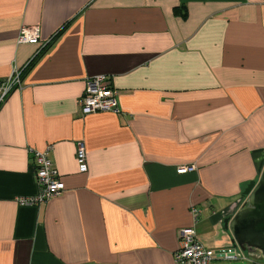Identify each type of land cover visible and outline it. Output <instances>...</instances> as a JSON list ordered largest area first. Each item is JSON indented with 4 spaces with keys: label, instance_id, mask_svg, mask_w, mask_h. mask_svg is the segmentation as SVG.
<instances>
[{
    "label": "crops",
    "instance_id": "0c3cea01",
    "mask_svg": "<svg viewBox=\"0 0 264 264\" xmlns=\"http://www.w3.org/2000/svg\"><path fill=\"white\" fill-rule=\"evenodd\" d=\"M37 55L0 104V264H174L192 208L200 243L231 248L264 168V0H0V83ZM97 75L118 112L83 116ZM47 147L64 191L21 205ZM236 254L211 264L260 258Z\"/></svg>",
    "mask_w": 264,
    "mask_h": 264
},
{
    "label": "built area",
    "instance_id": "2783aa9c",
    "mask_svg": "<svg viewBox=\"0 0 264 264\" xmlns=\"http://www.w3.org/2000/svg\"><path fill=\"white\" fill-rule=\"evenodd\" d=\"M39 29L36 26L23 27L20 30L17 42L37 43L39 40ZM21 71H16L6 82L0 83V104L14 88H20ZM80 114L83 116L96 113H117L118 101L116 92L110 86V79L105 75H97L86 79L85 90L78 101ZM50 147L44 151H34L33 163L35 166V177L39 185V193L35 197L19 199L21 205H39L57 197L64 191L62 182L58 179L56 170L49 159ZM76 161L80 173L87 172L86 152L83 143L76 145ZM195 170V166L179 167L178 173H188ZM192 226L179 231L178 249L174 255V264H211L214 260V251L205 248L197 239L194 225L200 216V211L192 208ZM258 257L260 253L253 251ZM239 255L227 257L237 259Z\"/></svg>",
    "mask_w": 264,
    "mask_h": 264
},
{
    "label": "water",
    "instance_id": "95a60500",
    "mask_svg": "<svg viewBox=\"0 0 264 264\" xmlns=\"http://www.w3.org/2000/svg\"><path fill=\"white\" fill-rule=\"evenodd\" d=\"M243 197L246 206L231 219L224 220V229L231 235V248L216 250V258L235 256L239 250L257 251L264 259V168L257 181L248 183Z\"/></svg>",
    "mask_w": 264,
    "mask_h": 264
},
{
    "label": "trees",
    "instance_id": "16d2710c",
    "mask_svg": "<svg viewBox=\"0 0 264 264\" xmlns=\"http://www.w3.org/2000/svg\"><path fill=\"white\" fill-rule=\"evenodd\" d=\"M67 25L68 24H66L65 26H63L52 38H51V40L45 45V47L43 48V49H41V51L40 52H43L44 50H46V48L50 45V44H52V42L58 37V36H60L61 34H62V32L65 30V28L67 27ZM37 57H38V55L35 57V58H33L31 61H29V63L22 69V71H21V75L22 74H24V73H26L31 67H32V65L36 62V60H37Z\"/></svg>",
    "mask_w": 264,
    "mask_h": 264
},
{
    "label": "rangeland",
    "instance_id": "374dc122",
    "mask_svg": "<svg viewBox=\"0 0 264 264\" xmlns=\"http://www.w3.org/2000/svg\"><path fill=\"white\" fill-rule=\"evenodd\" d=\"M245 261H247V260H243V261H241L240 259L239 260H237V261H232V262H229V263H231V264H240V263H242V264H248L247 262H245ZM252 264H264V259L262 258V257H260L259 259H257L256 260V262L255 263H252Z\"/></svg>",
    "mask_w": 264,
    "mask_h": 264
}]
</instances>
